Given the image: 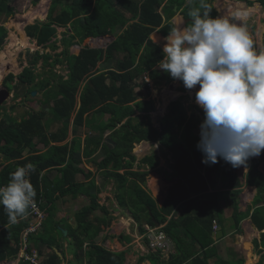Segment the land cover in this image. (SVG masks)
<instances>
[{
	"label": "trees",
	"instance_id": "16d2710c",
	"mask_svg": "<svg viewBox=\"0 0 264 264\" xmlns=\"http://www.w3.org/2000/svg\"><path fill=\"white\" fill-rule=\"evenodd\" d=\"M171 1L179 8L184 5L181 13L189 22V11L199 6V0ZM224 1L219 0L223 13L226 9L227 14L236 10L237 0H229L228 4ZM244 1L249 4L258 2L264 9V0ZM14 2L0 0V52L9 33L4 23L17 14L12 6ZM38 2L33 1L34 4ZM205 2L211 15L217 17L218 11L213 0ZM162 5L163 0H52L47 20L25 28L27 36L35 40L39 47L57 51L61 43L65 46L52 62L50 54L36 53L34 61L20 75L16 77L10 74L3 82L9 90L15 91V97L24 93L33 102L41 103V110H29L20 120L7 113L0 120V155L4 160L0 170V187L8 184L10 173L17 167L28 163L35 165L30 182L37 193L35 200L45 211L46 219L40 230L29 233V252L49 247L52 254L43 264H62L66 257L61 240L71 238L78 246L74 251L75 264H125L126 252H113L95 241L102 230L99 223L108 225L111 220L107 223L105 217L91 219V215L99 209L107 211L98 202L100 186L103 189V185L99 184L92 171L83 167L84 161L80 155L91 157L96 153L98 159L102 158L99 163L95 161L99 177L105 179L104 185L115 181L118 201L129 210L133 209L131 213L139 223L140 234L146 233L143 228L145 224L155 226V222H158L164 225L162 230L169 237L168 242L171 241L177 249V254L171 255L166 261L161 250L150 253L148 258L153 264H211L212 261L213 264H245L243 258L227 260L218 257L214 247L212 215L205 219L200 216L202 212L195 216L191 214L199 205L198 199L191 196L199 194L200 198L205 197L209 185L215 184L212 174L222 162L219 159L216 166L202 163L204 156L197 148L200 138L194 130L203 120L195 113L188 116L182 100H178L170 105L169 113L162 119L161 129L153 125L151 113L155 111V101L151 99L152 91L144 75L149 74L156 85L166 81L171 90L185 91L182 81L172 79L158 67V61L163 59V49L151 39V34L159 29L161 34L167 36L168 31L175 27L170 22L172 16L164 21L160 13ZM247 11L248 17L252 13H260L257 7L247 8ZM69 25L74 34L66 32L67 36L56 45L53 40L58 35V28ZM117 28L122 33L115 37ZM84 43L85 47L78 54L70 53L72 47ZM114 59H117L116 69H105V64ZM40 60L43 67H50L52 78L37 73ZM65 63L69 71L66 80L54 72L55 67ZM141 87L144 90L139 95L137 91ZM34 91H39L38 97L33 96ZM146 94L150 99L138 102L139 96ZM192 107L198 108L196 105ZM136 110L144 112L145 116L133 118ZM51 121L59 124L56 132H49ZM70 133L72 139L66 142ZM177 137L181 141L175 148L171 139ZM142 141H160L168 150L187 156L176 155L180 161L173 168L179 176H189L186 180L189 187L182 180L178 181L161 207L144 188L149 173L133 170L137 161L133 154L134 144ZM52 143L55 145L52 146ZM40 144L47 148L45 152L38 149ZM143 164L152 168L157 165L154 157L148 156L141 161L140 167ZM204 168L205 176L201 172ZM122 170L124 173L120 172ZM79 174L89 180L79 181ZM152 181L156 182V179ZM248 183L258 188L253 201L256 206L253 223L264 230V206H261L264 205V177L257 171V161L254 162ZM82 194L90 198L91 204L83 206L76 213V228H64V221L56 220L58 201ZM180 206L184 207V212L175 219L173 215ZM30 213L31 207L23 217H18L12 223L0 205V262L17 259L22 234L30 226ZM171 216L172 219L168 220ZM62 229L68 231V238L58 241V232L64 237ZM121 239L129 240L130 236ZM85 243L89 245L86 254L83 250ZM255 244L257 248L260 246L258 241ZM261 245L264 248V233ZM20 264L30 263L21 261ZM258 264H264V254Z\"/></svg>",
	"mask_w": 264,
	"mask_h": 264
},
{
	"label": "clouds",
	"instance_id": "9594fccd",
	"mask_svg": "<svg viewBox=\"0 0 264 264\" xmlns=\"http://www.w3.org/2000/svg\"><path fill=\"white\" fill-rule=\"evenodd\" d=\"M243 2L248 5L246 1L237 0V8L234 12H229L222 16H219L218 12V16L213 17L205 0H199V6L193 7L188 13V16L191 18L190 22L188 19H185L187 21L186 26L173 27L168 31V35L164 37V46L163 48L161 47L163 49V59L158 61V67L168 73L172 79L182 81L185 91L171 90L166 81L160 85H156L155 80L151 79L149 74L144 75V80L149 85L152 96L155 90L158 92L160 88L164 90L163 92L166 94L165 99L168 101L165 108L166 113H168L170 105L173 102L178 100H183L182 102H184L189 97L187 96V91L189 92L199 85V90L195 94V102L197 103L196 106L199 105L197 112L199 115L201 114L202 117L198 116L203 122L198 123L197 128L194 130L195 134L200 138L197 148L204 156L202 163L206 165L216 164L221 159L222 162L217 173L220 174L227 192L237 194L236 199L238 202L241 194L245 192L246 186L257 188V185L248 183L249 175L255 161H257V171L262 176L264 174L262 171L264 166V154H262L264 153V51H258L254 46L253 38L249 33L247 25L244 23L249 13L246 6L244 7ZM261 7L262 5L260 4ZM215 8L217 9V7ZM180 14L183 15L182 13ZM170 22H172V18ZM68 28L69 30L71 29L70 25L62 28L65 30L62 33L65 34ZM59 29L61 28H58V31ZM64 65L66 66L67 75L60 76H63L66 80L68 79L69 71L66 63ZM59 66L62 67L63 65ZM3 89L9 91L10 98L0 107V111L6 102L13 97L12 93L14 92L15 94V91L9 90L2 84L0 90ZM34 92L37 93L38 91ZM176 94L178 98L174 99L177 96ZM36 95L33 96L36 97ZM200 111L204 112L205 119L203 117L204 114ZM188 112L189 110H187ZM192 115L188 114V116ZM198 128H201L200 136L196 133ZM56 131H50L49 129V132ZM62 144L56 143V145ZM51 145L53 146L55 143ZM161 147L166 149L167 152L172 153L176 161H180L178 156L187 157L178 155L170 149L168 150L162 144ZM161 147L159 146L160 150H162ZM46 150L47 148L40 151L45 152ZM0 157L2 156L0 155ZM2 159L0 158V160ZM126 161H129V158H126ZM135 166H138L139 170H135L134 168L133 170L147 172L151 175V178L154 174L153 171L157 168H152L145 164H143V167H140L141 160L136 161ZM34 171L35 165L32 163L17 167L14 172L10 173L8 184L0 187V205L4 207V211L12 223L16 222L18 217H23L27 210L35 203L37 193L33 184L30 182V174ZM174 171L178 175L175 169ZM120 172L124 173V170ZM201 172L205 176L206 169L201 170ZM181 178L184 179L185 177ZM185 185L189 187L187 183ZM105 188L106 186H103L101 193H103ZM256 190L258 191V188ZM191 198H195V195H192ZM204 198L197 197L198 201ZM101 206L106 208L105 204ZM255 208L256 206L252 202V206L244 212L246 219H250L251 222L253 221L252 218ZM129 215H126V218H129V220L125 219L124 221H127V223L130 221L133 222V226L136 221L132 214ZM109 217L111 221L108 224L111 227L116 217H112L111 212ZM212 223L213 238L216 240L223 239L224 235L220 229L218 219L213 218ZM237 223L235 228L238 233L240 223ZM137 224L139 223L137 222ZM103 225L105 224L103 223ZM124 226L126 227L127 225ZM163 227L164 225H160L158 222H155V226L145 224L143 228L146 230V233L141 234L144 237V243H142L141 248H144L149 254L157 253L158 250H161H153L151 247L152 242L148 234L150 231H153L157 235L163 234L168 241L169 237L162 230ZM220 232L222 235L218 237ZM138 233L140 234L139 229ZM263 233L261 232L260 238L254 237L251 241V245H256V241L260 243L258 247L260 252L264 251L261 245ZM123 236H130L132 238L127 233L117 238L121 239ZM168 244L171 250L175 251L174 254H177V249L171 241ZM19 254L17 256L18 264L23 261L19 260ZM174 254L162 252V257L164 260H168ZM257 256L259 258H250L251 260H258L255 264H258L262 257V255Z\"/></svg>",
	"mask_w": 264,
	"mask_h": 264
},
{
	"label": "rangeland",
	"instance_id": "374dc122",
	"mask_svg": "<svg viewBox=\"0 0 264 264\" xmlns=\"http://www.w3.org/2000/svg\"><path fill=\"white\" fill-rule=\"evenodd\" d=\"M41 2L34 4L33 2H30L28 0H15V2L12 3V6L16 9L17 14L15 16L10 17L4 23L5 27L9 31V33H8V37L6 39L5 45L2 48L3 50H1V52H0V60H1V56H3L2 53H4V54H7L8 57L11 58V60H15L16 62L14 61V64L6 65L7 64L6 62L0 61V69H2L4 67L6 69H8V71H6L4 73L3 79L0 81V89H1L3 81L6 79V77L10 74L15 75L16 77L18 75H20L22 73L23 69L25 67L29 66L32 63V61H34L36 53H44L45 52V53L50 54L51 58H52V60H50V62H52V61L57 59V55L62 53V51L65 48V46L62 43H61L62 46H60L58 48L59 50H57V51H53L51 48L48 49V48L39 47L34 40H32V39H30L24 35L23 31H21L22 29H20L19 27L17 28V26H20L25 31V28L27 26L35 25V23H38V22L43 23L47 20V15H48V11H49V8L51 5L50 4L51 1L47 0V4L45 5V7L44 6L40 7L42 4ZM224 3L228 4L227 0L224 1ZM244 4H245L246 8H248V9L257 7L258 10L259 9L262 10L260 12L261 14L259 12H256L255 14L252 13L251 16L248 17L244 21V23L247 25L249 33L253 38L254 46L257 48L258 51H264V9L262 7L260 8V3H258V2H255L254 4L248 3V5H247V3H244ZM213 5L215 7H217L218 12H219V16L227 14L228 9H226V11L224 13L220 10L219 0H215V2H213ZM43 11H45V15H44V18L42 19V16H39L38 13L43 12ZM28 13H33V16H34L33 20L28 21V20L24 19V16H26ZM68 30H69V28L67 29V31ZM64 31L62 30V28L59 29L57 37L53 40V42L56 45L60 44L63 37L67 36L66 34L62 33ZM116 35H117V33H116ZM24 36H25L26 46L22 48V46L21 45L19 46V44L23 40ZM154 38H155V36H154ZM15 42L17 43L16 44L17 46L10 48V46H12V43H15ZM105 43H106L105 45H107V42H105ZM85 45H86V43H84L83 45H80V47H74V48L70 49V53L78 54L80 52V49L84 48ZM19 48H20V50L18 51L17 49H19ZM3 59H4V61H8V59L5 57H3ZM9 62H11V61H9ZM50 71H51L50 67H47V68H46V66L43 67L42 60H40L38 62L37 73L43 74L44 77L48 76L47 78H49V77L52 78V74ZM54 72H56L58 75H67L66 66L63 65L62 67H60V66L55 67ZM17 82H18V79H17ZM13 86H14V83L12 84V87ZM198 90H199V85H197L195 87V89H192L189 92L187 91V93H188L187 96H189V97L184 102H182L184 107L187 110H189V112H188L189 115H191L193 113H195L196 115H199L197 112L198 109H196L194 107L191 108V105H197V103L195 102V94ZM161 93H159V95H161ZM39 94L40 93L38 91L36 97H38ZM12 96L13 97L8 102H6L4 107L1 109L0 119L2 118V116L5 115V113H7L10 116H12L13 118H15L16 120H20L22 118V116H24L25 113L28 112L29 110L33 109V110L38 111L41 108L40 102H38V101L33 102L28 97H26L24 95V93L18 97H15V94L13 92ZM145 97L146 96H143L142 98H145ZM177 98H178V95L174 97V99H177ZM152 99L155 100V112H153V119H154V123L157 124L158 117H164L165 118V116H167V114L169 113V110H168V113H166V111L164 109L166 108L167 105H165L164 109L162 110V107L160 106V100L159 99L157 100V98H155L153 96H152ZM199 116L202 117L201 114ZM107 117H109V116H107ZM203 117L205 119V115H203ZM163 122L164 121L162 120L161 125L163 124ZM49 124H50V128H49L50 131H56L59 128V124H57V123L50 122ZM86 131H88V130L86 129ZM200 132H201V128H198L196 130V133L199 136H200ZM70 136L72 137L71 133H70L69 138L67 139L66 142H68L69 140L72 139V138H70ZM180 141H181L180 137L171 139V143L174 145L175 148L178 147V144L180 143ZM184 144H186V143L184 142ZM39 149L43 150L45 148L43 145H39ZM136 149H137V147L134 148V152L136 151ZM152 151L158 155L159 164H158L156 170L153 171L154 177L151 178V175L146 177L147 184L144 186V188H146V190L155 198V196L157 195V193L156 194L154 193V189L156 187V184H161V188H163L166 186L169 187L171 184H174L177 181L175 179V180H172L170 183H167V184L165 183V181H166L165 178L170 177L171 174H173L174 169H173L172 165L175 164L177 161L174 158L172 153L166 152L164 150H160L159 146H156V148H152ZM25 154H27V153H25ZM251 159H250V161H251ZM2 164H4L3 159L0 160V170L2 168ZM86 165H87V167L83 164V167L85 169L90 170V171L92 170V172L95 174L96 178L99 180V183H100L101 180L98 178L99 172L97 171V167L90 162H87ZM134 169L139 170V167L135 166ZM156 171H158V172H156ZM153 178L156 179V182L152 181ZM174 178H176V177H174ZM86 180H89V179H86ZM103 186H107V187L104 191L105 196L101 199V203L106 204L108 207H110L112 209V211H110V212H111V214H113L116 217L112 226L117 228V235L116 236L113 234V232L111 230L105 232L103 235L108 233L107 234L108 236L120 237L122 234H125V233L130 234V235H132L133 238H136V240L138 241L136 250L133 254L137 255L138 253L144 252V250L141 248V246L139 247L140 244L144 243V237H143V235L138 233L137 222L134 223V225L132 226L133 222L130 221L128 223V225L126 226L127 227L126 231L124 230L125 226L123 225V222L125 219L129 220L128 218H126V215H129V214L131 215L134 212L133 209L130 208V210H129L127 207H124L119 203L118 198H117V187H116V183L114 180H113V182L110 181L109 183H107V185H103ZM262 191H264V188L262 189ZM101 192H102V190H101ZM154 194H155V196H154ZM155 200H156V198H155ZM162 201L163 200L158 199L159 204L162 203ZM239 203H240V201H239ZM90 204H91V202L86 201L85 198H79L78 200H75L73 198L68 197L67 200H63V201L60 200L57 203V206H58V211L56 213L57 219H61L63 217H67V218L69 217L68 219L71 218L72 219L71 221L74 223L75 222L74 213L77 210L79 211L83 206H85V205L87 206ZM76 213H75V215H76ZM98 217H101V218L105 217L107 223L109 221V218H108L109 216H106L102 212H96L95 214L91 215V219L98 218ZM226 219H228L229 224H232V220L230 219V217L226 216ZM73 223H72V227L76 228L77 222L75 224H73ZM58 237H59V239L68 238L67 235L66 236L64 235V237H62L60 235V232H58ZM102 237L99 238V240H101ZM150 238L153 242L155 240V235H150ZM66 241L69 242V244L71 245L70 253L75 251L76 248H78V246L74 243V240L72 238L68 239ZM109 241H115V239H113V240L109 239ZM104 246L106 247L105 244H104ZM116 246H113L112 248H110V247L109 248L106 247V248H108L110 250H115ZM245 248L250 250L251 247L246 246ZM66 250L68 251L69 249H66ZM133 254H132V256H134ZM7 262H13L15 264H18L17 259L8 260Z\"/></svg>",
	"mask_w": 264,
	"mask_h": 264
},
{
	"label": "crops",
	"instance_id": "0c3cea01",
	"mask_svg": "<svg viewBox=\"0 0 264 264\" xmlns=\"http://www.w3.org/2000/svg\"><path fill=\"white\" fill-rule=\"evenodd\" d=\"M28 1L33 2L35 0H28ZM50 1H52V0H50ZM40 2L42 3L40 7H43V6L45 7V5L47 4V0H39L38 3H40ZM213 2H215V0H213ZM184 8H185L184 5L179 8V6L174 4L171 0H163V5L160 8V13L163 16L164 21H166L168 16H172V22L174 23L175 27H177V26H186V22L187 21L185 20V17L180 14L181 12L183 13V9ZM38 15L42 16V19H43L44 15H45V11L38 13ZM24 19H26L28 21L29 20H33L34 19L33 13H28L24 17ZM18 27L20 29H22L24 35L27 37L26 32L24 31V29L21 28L20 26H17V28ZM70 28H71V26H70ZM62 30L64 31V29H62ZM67 32H70V34H74L72 29L68 30ZM116 33H117V35H116ZM121 33H122V30L117 28V30L114 33V36L117 37ZM154 36H155V38H154ZM158 37H159V41L157 40ZM164 37H166V36L161 34L159 32V29H157L156 31H154L151 34V38L153 39V41L156 44H159V46L162 47V48H163L164 42H165L164 41ZM72 48H74V47H72ZM1 61H4L3 56H1ZM116 64H117V59H114L113 62H109V63L105 64V69H107V68L115 69L116 68ZM143 90H144V88L141 87V88L138 89L137 93L139 95H141V92H143ZM163 91L164 90L160 88L159 92L157 90H155L154 91V95H153V97L157 98V100L158 99L160 100V106L162 107V110L164 109V106L167 105V103H168V101H166L167 99H165L166 94ZM159 93H161V95H159ZM149 99L150 98L146 94L145 98H142L141 96H139L138 102H146ZM161 100H162V102H161ZM144 116H145L144 112L136 110V114H135V116H133V118H140L141 119ZM151 118H152L154 127L156 129H160L163 117H158L157 124L154 123L153 113H151ZM70 138H72V137L70 136ZM156 145H159L161 147V143L160 142H146V141H142V142H139L138 144H136L135 148L137 147V149L134 152V154H135V156L137 158V161L138 160L142 161L147 156L148 157H154V159L156 161V164H157L156 167H157L158 164H159L158 155L155 152L152 151V148H156ZM139 148H141L140 151H138ZM161 149L167 152L166 149H163L162 147H161ZM96 154H94L91 157H84L83 155L82 156L80 155V157L83 159L84 165L86 167H87V165H86L87 162H90V163L94 164L95 166H97L95 161H97V163L102 161V158L98 159V157H96ZM215 166H216V164H215ZM172 167H173V165H172ZM219 167H220V164L216 167V169H215V171H214V173L212 175L213 178H214V181H215L214 186L211 185V184L209 185V191L207 192V194H205V198L201 199L199 201V205H197L191 211V214L193 216H195L196 213L202 212L200 214V216L204 217L205 219H207L210 215H212L213 218L218 219L220 227H221L220 229L222 230L224 236H223V239H218V240H216L214 238L213 239L215 241L214 247H216L217 253H218V257L220 259L224 258V259H227V260H238V259L243 258L245 260V264H255L256 261H258V260L255 261V260H251L250 258L251 257L252 258L258 257L259 258V256H257V255H263L264 251L260 252L256 245H253V244L251 245V241L254 239V237L255 238L256 237L260 238L261 232H264V231L261 230L256 224H254L253 221L251 222L250 219H246V215H245L244 212L246 210H248L252 206V202H253V200L255 199V197H256V195L258 193V191L256 190L257 188L246 186L245 187V192H243L241 194V198L238 199L240 201V203H239L237 201L236 197H234V194L227 192V190L225 189L224 182L222 181L220 174L217 173V170H218ZM204 169H206V168H204ZM97 171H98V167H97ZM262 171L264 173V166H263V170ZM214 174H215V176H214ZM263 176H264V174H263ZM174 177H176V178H174ZM98 178L101 180V182L99 184L104 185L105 179L104 178H100L99 176H98ZM187 178H189V176L185 177L183 179V178L179 177L175 173V171H173V174H171L170 177H166L165 178L166 179L165 183L166 184L170 183L172 180L176 179L177 181L174 184H171L169 187L166 186V187H163V188H161V184H156V187L154 189V193L155 194L157 193V195L155 196V194H154V196H155V198L157 200V203H158V199L159 200H163L162 203H160V204L158 203V205L160 207L163 206V204L165 203V201L168 198V195H169L170 191L173 189L174 185L177 184L178 181H180L181 179H182V181L184 183H186ZM78 180L79 181H85L86 178L82 174H79ZM112 181L113 180H111V182ZM101 190H102V188L100 186V191ZM104 191H103V193L98 194V202H99L100 205H102L101 199L105 196ZM198 196H199V194L195 195V198H197ZM69 198H72V197L70 196ZM79 198H85L86 201L90 202V198L87 195H85V194L79 195V196H77L76 198H73V199L78 200ZM204 203H205V206L203 205ZM261 206H264V205H261ZM105 207H106L107 211H103V210L99 209V211H96V212H102L106 216H109L110 215V211H112V209L110 207H108L106 204H105ZM183 212H184V207L180 206L175 211V213L173 215L174 218L178 219L181 216V214H183ZM75 213H74V216H75ZM111 216L113 217L114 215L111 214ZM226 216L230 217V219L232 220V224H229L228 219H226ZM172 217L168 218V220H171ZM68 218L67 217H63L61 219H57V216H56V220L57 221H61V220L64 221V223L62 225L64 228L67 227V226H72V223H73L71 221L72 219L71 218L68 219ZM108 218H110V217H108ZM237 222L240 223L239 224V231H238L239 234L237 233V229L235 228L236 227L235 225H236ZM75 223H76V217H75V222L73 224H75ZM99 224L102 226V230H101L99 236L96 238L95 241L97 243L103 245V246L105 244L106 247H108V248L109 247L112 248L113 246L117 245L116 249L115 250H111V251L116 252V253L126 252L125 264H153L150 261V259L148 258L149 257L148 254L149 253L146 252L144 248H143L144 252L138 253L137 255L133 254L135 252V250H136L138 241L136 240V238H133L132 235H131L132 238H130L129 240L119 239V238L115 237L117 235V228H115L113 226L109 227V224L108 225H106V224L103 225V222H101ZM123 224L124 225H128V223L126 221H124ZM126 228L127 227H124L125 231H126ZM109 230H111L115 236H108L107 235L108 233L103 235L105 232H107ZM101 237H102V239L99 240V238H101ZM57 238H58V241L61 240V239H59L58 236H57ZM109 239H111V240L115 239V241H109ZM61 241H62V245H63V251H64L65 257H66V260L64 262H62V264H69V263L75 264L74 251L70 253L71 245L66 240H61ZM245 241H246V243H245ZM85 244H87V243H85ZM141 245L142 244H140L139 247ZM246 246L247 247H251L250 250L245 248ZM46 248H49V247L46 246V247L38 248L39 255H40V261L42 262V264H43L44 261L49 259V257L51 256V253L44 254V250ZM88 248H89L88 244H87V246L83 247V250H84L85 254L87 253ZM66 249H69V250L67 251ZM132 254L134 256H132ZM85 261H86V259H85ZM211 264H213V261L211 262Z\"/></svg>",
	"mask_w": 264,
	"mask_h": 264
},
{
	"label": "built area",
	"instance_id": "2783aa9c",
	"mask_svg": "<svg viewBox=\"0 0 264 264\" xmlns=\"http://www.w3.org/2000/svg\"><path fill=\"white\" fill-rule=\"evenodd\" d=\"M30 217V226L26 228L22 234V238L20 241V247L21 251L19 254V260L28 261L31 264H42L40 261V255L38 249H34L32 252H29V233H35L38 230H40L43 222L46 219L45 211L41 209L40 204L35 200L34 205L31 207V213L29 214ZM155 235V240L152 242L151 247L153 250L161 249L162 252H165L166 254H174L175 251L171 250L170 245L168 244V241L166 240L165 236L163 234H155L153 231H150L148 236ZM151 239V238H150ZM52 254V250L49 248H46L44 250V254Z\"/></svg>",
	"mask_w": 264,
	"mask_h": 264
},
{
	"label": "bare ground",
	"instance_id": "6f19581e",
	"mask_svg": "<svg viewBox=\"0 0 264 264\" xmlns=\"http://www.w3.org/2000/svg\"><path fill=\"white\" fill-rule=\"evenodd\" d=\"M24 17H25V16H24ZM21 31H22V30H21ZM18 42H19V41H18ZM16 44H17L16 42H15V43H12V46H10V48H13L14 46H17ZM20 45L22 46V48L26 46V44H25V36H24L23 40L20 42L19 46H20ZM19 46H18V47H19ZM17 50L19 51L20 48L17 49ZM10 51H11V50H10ZM12 53H13V52H12ZM12 53H11V54H12ZM2 55H3V57H5V58L8 59V61H2V62H6V63H7L6 65L14 64V61H15V60H11V58H9L7 54L2 53ZM0 61H1V60H0ZM9 61H11V62H9ZM15 62H16V61H15ZM6 71H8V69H6L5 67L2 68V69H0V81L3 79L4 73H5ZM123 223H124V222H123Z\"/></svg>",
	"mask_w": 264,
	"mask_h": 264
},
{
	"label": "water",
	"instance_id": "95a60500",
	"mask_svg": "<svg viewBox=\"0 0 264 264\" xmlns=\"http://www.w3.org/2000/svg\"><path fill=\"white\" fill-rule=\"evenodd\" d=\"M37 93L33 92V95L35 96ZM10 98V93L8 90L3 89L0 90V107L5 103V101H7ZM2 158V157H0ZM62 231L64 232V235L66 236L68 234V231L65 229H62ZM221 232L218 234V237H221ZM0 264H13L12 262H2Z\"/></svg>",
	"mask_w": 264,
	"mask_h": 264
}]
</instances>
